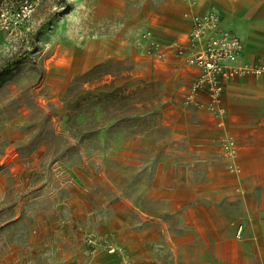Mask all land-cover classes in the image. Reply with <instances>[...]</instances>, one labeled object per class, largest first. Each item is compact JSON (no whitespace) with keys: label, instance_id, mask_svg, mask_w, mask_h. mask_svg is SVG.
I'll return each instance as SVG.
<instances>
[{"label":"rangeland","instance_id":"1","mask_svg":"<svg viewBox=\"0 0 264 264\" xmlns=\"http://www.w3.org/2000/svg\"><path fill=\"white\" fill-rule=\"evenodd\" d=\"M20 1L0 0V264H188L163 194L189 172L199 183L204 164L171 162L191 149L167 142L172 73L157 61L182 58L153 36L179 0H34L8 24ZM104 62L102 80L118 75L136 107L69 115L67 87ZM131 114L132 127H109Z\"/></svg>","mask_w":264,"mask_h":264},{"label":"crops","instance_id":"2","mask_svg":"<svg viewBox=\"0 0 264 264\" xmlns=\"http://www.w3.org/2000/svg\"><path fill=\"white\" fill-rule=\"evenodd\" d=\"M206 1L210 2L179 0L175 5L171 1L165 18H155L154 38L168 44L182 40L192 14L214 11L221 26L241 39L242 60L264 65V0ZM234 7L243 11L233 14ZM157 65L172 73L165 79L170 86L167 106L173 110L166 121L167 142L173 150L179 146L191 149L188 158L176 154L171 162L204 164L199 183L190 180L189 172L184 186L168 188L163 194L167 211L185 230L183 258L188 264H264V71L226 81L225 113L214 118L206 111L203 95L189 101L185 98L196 68L171 57ZM174 114H181L182 120ZM194 116L199 118L197 123L192 122ZM224 136L234 140L232 162L239 167L238 173L228 169L230 160L221 146Z\"/></svg>","mask_w":264,"mask_h":264},{"label":"built area","instance_id":"3","mask_svg":"<svg viewBox=\"0 0 264 264\" xmlns=\"http://www.w3.org/2000/svg\"><path fill=\"white\" fill-rule=\"evenodd\" d=\"M34 0H21L13 9L10 20L13 25L20 24L34 9ZM0 16L7 19L6 12ZM157 56L162 49L153 41ZM182 60L197 69L185 95L187 101L203 95L206 111L214 118L222 117L225 108L222 104L224 83L243 75H260L264 65L255 61L242 60L243 43L233 31L223 28L218 14L214 11L195 13L190 17V28L185 38L169 44ZM225 156L230 160L228 169L238 173L239 167L232 162L235 157L234 140L231 136L221 138ZM110 251H114L111 246Z\"/></svg>","mask_w":264,"mask_h":264},{"label":"trees","instance_id":"4","mask_svg":"<svg viewBox=\"0 0 264 264\" xmlns=\"http://www.w3.org/2000/svg\"><path fill=\"white\" fill-rule=\"evenodd\" d=\"M107 62L99 63L84 73L78 75L73 82L67 87L66 92L63 96V105L65 109L69 112V115L76 117L79 114L93 113L95 109L98 112H104L106 107L118 106L123 104L127 107V110H132L136 107V103L132 101V92L126 91L123 85H114L113 78L118 77V75L112 74V79L102 80V76L108 74L109 72L105 70ZM126 75V74H125ZM88 86H84V84ZM142 116H137L135 114L127 116H117L114 118L113 122L109 127H114L119 125L121 121L129 122L132 127L136 120L141 119ZM87 119V120H86ZM85 119L87 124L85 128L90 125L88 118ZM101 126L97 128L99 130ZM96 130H92L91 133L85 131L83 137H89L90 134L95 133Z\"/></svg>","mask_w":264,"mask_h":264}]
</instances>
